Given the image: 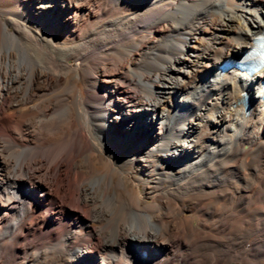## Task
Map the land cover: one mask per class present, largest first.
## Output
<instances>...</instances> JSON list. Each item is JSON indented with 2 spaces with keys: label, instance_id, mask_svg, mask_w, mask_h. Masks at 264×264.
<instances>
[{
  "label": "bare ground",
  "instance_id": "bare-ground-1",
  "mask_svg": "<svg viewBox=\"0 0 264 264\" xmlns=\"http://www.w3.org/2000/svg\"><path fill=\"white\" fill-rule=\"evenodd\" d=\"M0 3V264H264V0Z\"/></svg>",
  "mask_w": 264,
  "mask_h": 264
},
{
  "label": "rangeland",
  "instance_id": "rangeland-1",
  "mask_svg": "<svg viewBox=\"0 0 264 264\" xmlns=\"http://www.w3.org/2000/svg\"><path fill=\"white\" fill-rule=\"evenodd\" d=\"M8 9H11V4L9 3H0V24H1V20H2V15H1V12L3 10H8ZM252 15V14H251ZM253 16L256 17V14H253ZM216 104V103H215ZM180 143H182L181 141H179Z\"/></svg>",
  "mask_w": 264,
  "mask_h": 264
}]
</instances>
